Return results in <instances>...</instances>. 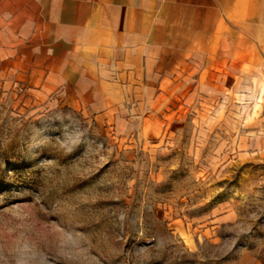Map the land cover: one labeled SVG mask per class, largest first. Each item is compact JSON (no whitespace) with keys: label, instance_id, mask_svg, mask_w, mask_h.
<instances>
[{"label":"rangeland","instance_id":"1","mask_svg":"<svg viewBox=\"0 0 264 264\" xmlns=\"http://www.w3.org/2000/svg\"><path fill=\"white\" fill-rule=\"evenodd\" d=\"M38 58L0 0V264H264V72L169 68L104 121Z\"/></svg>","mask_w":264,"mask_h":264},{"label":"crops","instance_id":"2","mask_svg":"<svg viewBox=\"0 0 264 264\" xmlns=\"http://www.w3.org/2000/svg\"><path fill=\"white\" fill-rule=\"evenodd\" d=\"M34 20L58 103L104 121L173 67L264 72V0H1Z\"/></svg>","mask_w":264,"mask_h":264},{"label":"built area","instance_id":"3","mask_svg":"<svg viewBox=\"0 0 264 264\" xmlns=\"http://www.w3.org/2000/svg\"><path fill=\"white\" fill-rule=\"evenodd\" d=\"M262 196H263V201H264V190H263V194H262Z\"/></svg>","mask_w":264,"mask_h":264}]
</instances>
